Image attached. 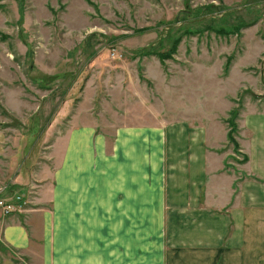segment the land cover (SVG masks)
I'll return each instance as SVG.
<instances>
[{"label":"rangeland","instance_id":"rangeland-1","mask_svg":"<svg viewBox=\"0 0 264 264\" xmlns=\"http://www.w3.org/2000/svg\"><path fill=\"white\" fill-rule=\"evenodd\" d=\"M263 111L264 0H0V189L50 163L73 122L112 158L118 129L233 130L222 150L243 178L246 119Z\"/></svg>","mask_w":264,"mask_h":264},{"label":"crops","instance_id":"crops-1","mask_svg":"<svg viewBox=\"0 0 264 264\" xmlns=\"http://www.w3.org/2000/svg\"><path fill=\"white\" fill-rule=\"evenodd\" d=\"M71 124L50 163L1 187L37 183L25 212L0 209V264H264V111L246 119L243 178L229 130L118 129L112 158L95 125Z\"/></svg>","mask_w":264,"mask_h":264},{"label":"built area","instance_id":"built-area-1","mask_svg":"<svg viewBox=\"0 0 264 264\" xmlns=\"http://www.w3.org/2000/svg\"><path fill=\"white\" fill-rule=\"evenodd\" d=\"M32 199L28 197L27 201L24 200L23 196L17 195L11 198L0 199V209L5 215H10L14 213L25 212L26 205L31 203Z\"/></svg>","mask_w":264,"mask_h":264},{"label":"trees","instance_id":"trees-1","mask_svg":"<svg viewBox=\"0 0 264 264\" xmlns=\"http://www.w3.org/2000/svg\"><path fill=\"white\" fill-rule=\"evenodd\" d=\"M233 130H230V132H229V134H228V138H229V140H234V137H233ZM237 148H239V146L237 145ZM247 161V158L246 157H244V162H246ZM255 180H258V179H255ZM2 198V196H0V199Z\"/></svg>","mask_w":264,"mask_h":264}]
</instances>
